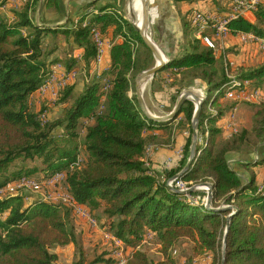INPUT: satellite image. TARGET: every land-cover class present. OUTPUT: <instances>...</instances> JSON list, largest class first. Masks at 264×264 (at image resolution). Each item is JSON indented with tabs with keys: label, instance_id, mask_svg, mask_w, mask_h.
I'll use <instances>...</instances> for the list:
<instances>
[{
	"label": "trees",
	"instance_id": "trees-1",
	"mask_svg": "<svg viewBox=\"0 0 264 264\" xmlns=\"http://www.w3.org/2000/svg\"><path fill=\"white\" fill-rule=\"evenodd\" d=\"M39 1L27 0L21 9L12 12L13 21L0 11V186L24 176L38 178L39 172L46 178L66 171V184L73 198L86 206L95 219L101 210V226L116 239L134 248L148 232L158 239L162 259L155 261L146 252L134 250L126 264H178L173 250L182 239L194 243L195 255L212 253V264H223V261L225 264H264V191L259 192L253 170L263 165L264 159L254 164L251 161L254 153L264 156L261 152L264 105H252L255 109L250 128L223 138L217 122L238 104L221 103L215 98V92L230 81L231 73L241 81H249L253 88L263 87L264 60L236 68L218 60L214 50L195 37L191 12L181 17L183 44L163 69H177L180 73V77L173 78L172 85L177 89L172 105L184 88L199 84L207 88L199 135L205 132L207 122L209 137L206 145L198 146L201 153L181 179L189 184L211 180L213 207L224 204L238 208L231 220L224 256L223 241L230 211H208L204 204H193L187 195L173 192L166 185L188 162L195 104L187 101L178 115H183L180 127L189 132L182 159L168 172H153L142 158L147 145L159 141L154 136L145 138L143 133L153 127H167V123H157L144 114L133 88L137 76L154 66L152 51L123 15H95L88 25L83 26L81 20L69 29L38 26L32 15ZM183 1L198 0H175ZM62 2L44 0V6L59 13ZM94 5L95 2H90L84 9ZM255 17V23L243 17H229L226 27L233 33L264 37V4L256 6ZM94 28L104 38L110 32L115 38H124L122 44H114L111 50L109 74L113 79L108 91H102L98 78L88 76L97 56L92 39ZM61 38L70 45V50L84 48L83 69L89 81L82 75L86 80L79 95L74 93L75 85L60 92L56 109L64 112L54 119L48 113L49 104L36 110L30 98L42 86L54 64L51 56L59 49ZM58 62L64 63L68 71L81 68L73 57L65 56ZM132 88L135 93L130 96ZM209 106L216 114L209 112ZM44 113L45 121L41 119ZM83 119H90L82 144L84 161L78 142L79 123ZM234 156L239 159L236 169L229 162ZM79 159L80 166H75ZM29 161L39 164L30 167ZM242 171L248 173L247 180L240 175ZM26 196L29 195L0 198V264H61L53 249L71 244L79 255L66 264L118 263L110 251L88 257L82 248L84 236L82 231L78 233L75 216L68 206L40 199L27 203ZM191 196L202 201L206 194L201 191Z\"/></svg>",
	"mask_w": 264,
	"mask_h": 264
},
{
	"label": "crops",
	"instance_id": "crops-1",
	"mask_svg": "<svg viewBox=\"0 0 264 264\" xmlns=\"http://www.w3.org/2000/svg\"><path fill=\"white\" fill-rule=\"evenodd\" d=\"M28 1L34 2L35 0ZM90 2H95V5L88 10H85L84 7ZM127 2L128 0H63L61 11L57 13L45 8L44 0H40L36 12L32 15V19L38 26L41 27L58 28L59 26H61V29H69L76 27L77 24L81 22V20L84 21L83 26L88 25L89 21L95 15H122L123 7ZM25 4V1L19 2L15 0H0V11L3 16L9 17V20L13 21L12 12L14 10H18L19 8L21 9ZM152 4L155 7V9H150L151 17L149 16L150 21L155 17L154 32L152 36L154 41L160 46L165 57L168 60H170V57L177 54L183 44L181 25L182 16L187 15L194 10H198L211 15L213 18L220 19L225 17L229 12L226 0H198L196 2L183 1L178 3L175 2V0H147V5L151 7ZM105 6H108V8L105 11L101 12L100 9ZM136 6H138V3L136 4ZM142 11L143 10L140 5L139 10H137L139 20H141V17L143 16ZM128 15L130 16L129 11ZM243 18L247 19L251 23L256 22L255 13L253 12L244 14ZM212 23L213 22H207V29L209 30L206 32V35H212L211 29H213V27H211V25H208ZM191 24L194 27V23L191 22ZM195 37L197 39H200V37L197 35V32L195 34ZM104 39L108 42L110 47L107 49L105 60L100 65L99 69L106 70L109 78L112 80L113 75L109 74L112 65L111 50L114 44H122L124 42V38L120 36L118 38H115L113 37L112 32H110ZM48 40L49 38H47V41ZM202 43L205 45L203 41ZM222 43V48L215 51V56L218 60H223L225 64L230 62L233 63V68L242 65L251 66L264 60V54L261 53V51H259L252 45L243 44L240 38L236 35H230L226 37L222 40ZM242 47H246L247 49L244 50ZM83 55L84 48H75L73 50H70V45H68L62 38L60 39L59 49L55 50V52L52 54V56L56 57L58 60L62 59L65 56L69 58L73 57L76 62L80 64L81 68H83ZM95 66L97 67L96 63L93 62L90 69L91 71L89 70L88 73L90 78H92L94 75ZM175 76L180 77V73H178L177 69L163 70L156 74L154 78L147 83L145 91L143 93V98L146 106L153 116L164 117L169 115L174 110L176 102L179 98L178 96L175 104L172 105L173 96L176 94L177 89V86L172 85L173 78ZM84 80L82 78H78L72 83V85H75V95H79L84 90ZM88 81L89 79L87 80V82ZM191 87L192 86L184 88L183 91L191 89ZM193 87L203 90L207 95L206 86L199 84L198 86ZM133 88H135L136 91V81ZM133 88L129 92L130 96L135 93ZM41 97L42 96H40L38 92H36L31 96L30 101L35 100V103L39 105L41 103V100H39ZM36 100H38L39 102H36ZM220 102L222 103V101ZM179 120L183 121V115H180L174 121L157 122L167 123V127H153L150 129H146L143 133V136L145 138L154 136L159 141V143H150L149 145H147V147L149 146V148L152 147V150L150 154H148V151L146 149L145 156L142 158L143 161L147 162V164L149 165L148 167L155 173L163 174L164 171L168 172L174 169L175 167H177V164L184 155L183 151L188 138V131L183 130V128H181L180 126V129H178L177 126L180 123ZM217 125L219 127L220 123H217ZM177 129L178 131H176ZM222 137L229 138V134L223 131ZM179 151H182L181 156H178L177 154ZM261 152H264V144L261 147ZM169 158L172 159V162L167 164V160ZM237 161H239L237 156H234L229 161L230 164H233L232 167L234 166L235 169L237 168ZM253 170L255 171L257 176V185L258 187H261L262 184H264V164L253 167ZM240 175L245 180H247V172L242 171ZM33 201H35V199L31 198L29 200V203ZM75 218L77 217L75 216ZM77 219H79V221H81L83 224L84 222L87 223L83 219ZM57 254L61 259V254L59 252H57Z\"/></svg>",
	"mask_w": 264,
	"mask_h": 264
},
{
	"label": "built area",
	"instance_id": "built-area-1",
	"mask_svg": "<svg viewBox=\"0 0 264 264\" xmlns=\"http://www.w3.org/2000/svg\"><path fill=\"white\" fill-rule=\"evenodd\" d=\"M19 2H26V0H15ZM229 12L223 17H243L244 14L253 12L255 13V8L257 5L264 4V0H226ZM222 19V18H220ZM220 19L213 18L211 15L203 13L198 10H194L191 14V22H194V27L196 29L197 35L200 39L205 43V45L212 48L214 51H217L222 48L223 43L222 40L230 35H236L240 38L241 42L245 45H252L256 47L261 53L264 54V37H259L253 33H243L237 32L233 33L229 27L220 26ZM207 22H214V29L212 30V35H206ZM92 39L97 47V56L95 59V63L97 67L105 60V55L107 49L110 47L108 42L104 39L101 32L94 28L92 30ZM227 65L233 68V63H227ZM81 69V70H80ZM76 70H67L62 64L52 65L48 71V74L42 84V86L37 91L40 96L49 95L58 100L60 92L65 88L72 85L74 81H76L80 75H83L87 80V72L83 68ZM105 71V72H102ZM101 72H96L94 75L99 79H102L107 82V84L103 85V90L108 91L111 87L112 80L107 76V71L102 70ZM230 81L224 87L215 92V98L219 101L223 102H231V103H242L248 102L253 103L258 106L264 105V86L260 88H253L249 81H241L237 79L234 75L229 74ZM108 79V80H107ZM51 94V95H50ZM197 94L201 97L204 96L206 98V93L203 90L198 89ZM207 99V98H206ZM104 100V99H103ZM53 101V100H52ZM55 101V100H54ZM53 101V102H54ZM195 104V103H194ZM196 107V105H195ZM103 109V107H102ZM210 113L216 114L214 108L209 106L208 108ZM233 110H237L236 108ZM234 113V112H233ZM41 119L45 121L46 113L41 116ZM227 122L226 130H229V137L233 134L237 133L236 129V117L232 114V112L228 113V115H224L218 122ZM217 122V123H218ZM209 136V129L207 122L205 123V132L202 135H199L198 143L203 146L206 145V140ZM152 147L148 149V154H150ZM178 156L182 155V151H179ZM82 160L79 159L75 166H80ZM172 159L169 158L167 160V164L171 163ZM146 166L149 165L145 161ZM73 168V167H72ZM67 173L58 172L50 177H27L24 176L16 181H12L6 183L3 186H0V198L1 197H10L17 196L22 194L28 195H38L41 196L40 200H45L54 203H62L72 209L73 214L80 219L87 221L90 227L97 228L99 226L97 220L93 218L90 210L79 204L71 195L68 190L67 184ZM166 185L172 186L178 190L187 191L189 188L194 186L195 184L187 183L183 181L181 178L177 180H172L171 178L167 180ZM209 188L207 186L202 187V191L206 194V197L200 201V197H193L191 194H186L188 200L193 204H204L207 201V192ZM264 191V185L260 188L259 192ZM264 193V192H263ZM26 201H29L28 196H26ZM148 238H152L153 234L148 232ZM106 237L112 240L115 244L117 243L121 249L123 250V242L116 239L112 234L106 233ZM130 255L127 257L123 254V251H120L117 254V264H126Z\"/></svg>",
	"mask_w": 264,
	"mask_h": 264
},
{
	"label": "rangeland",
	"instance_id": "rangeland-1",
	"mask_svg": "<svg viewBox=\"0 0 264 264\" xmlns=\"http://www.w3.org/2000/svg\"><path fill=\"white\" fill-rule=\"evenodd\" d=\"M127 8H128V3H126L124 5L122 15L124 18L129 19L130 18L128 15L129 10ZM147 8H148V12H149L148 16H150V9H155V7L152 4L151 7L149 5H147ZM142 15L143 16L141 17V20L144 23V25L146 26L149 35H153V32H154V22L153 21H154L155 17L152 19L153 21H150V18H149V24H148V23H146L145 11H143ZM5 17L8 18L7 16H5ZM228 18L229 17L220 19V24ZM208 25H211V27H213V29H214V22L212 24H208ZM242 48L244 50L247 49L246 47H242ZM51 59H52L51 61L54 63L53 65L62 64L65 67L64 63L58 62L57 61L58 59L56 57L51 56ZM154 64H155V59H154ZM76 69H78V68H75L73 70H76ZM101 71L102 70H100L99 67L95 66L94 73L101 72ZM93 76L96 77L97 75H93ZM107 76L109 77L108 74H107ZM79 78H82V75H80ZM99 80L101 81L102 85L107 84L105 79L104 80L99 79ZM187 90H197V88H194L192 86L191 89H187ZM102 91H104L103 88H102ZM39 100H41V103L39 105H37L35 103V100H33V101L31 100L30 101L31 106L37 110L41 106H43V105L46 106L49 104L50 108H49L48 113H50L51 117H53L54 119L58 118L60 116V114L64 112L63 109L62 110L56 109L58 107L57 105L59 104V100H56V98L52 99V96L44 95ZM52 100L53 101L55 100V101L53 102ZM36 102H39V101L36 100ZM237 104L238 105H237L236 109H238V110H232V111L228 110L225 115H228L229 112L230 113L232 112L234 117H236V120H237L236 129H237V132H239L242 129L250 128V126L252 124L253 111L255 109L252 105L256 106V104L248 103V102H242V103H237ZM147 109H148V107H147ZM148 111H149V109H148ZM89 120L90 119L81 120V123H79V129H78L79 130L78 132L80 134L79 139H78L79 148H80L79 152H80V155H82L81 159L83 161H84L85 157H84V147L82 144H83V138H84V133H85L86 127L90 124ZM179 122L182 123L183 121L179 120ZM180 123L177 126L178 129H180L179 128V126H181ZM218 123H220L219 127L223 131L229 133V130H226V128H225L227 122L224 121V122H218ZM178 129L176 131H178ZM188 136H189V132H188ZM80 141H81V144H80ZM148 148H149V146L147 147V151H148ZM251 159H252L251 161H253V163H255L256 161H258L260 159H264V156H262L261 154L259 155L257 153H254L251 156ZM38 164H39V162H36V163L30 162V161L28 162V166H30V167H34L35 165H38ZM63 172L67 173L66 171H63ZM36 176H38V178H42L45 175L43 172H39L38 174H36ZM203 178L205 179V177H203ZM203 182H211V180L203 181ZM200 183H202V182L196 183L195 185L200 184ZM262 185H264V184H262ZM261 187L259 186L258 190H260ZM201 191H198V192H201ZM202 192L204 193V191H202ZM39 197H41V196L32 195V194L28 196L29 200L31 198L38 200V199H40ZM100 215H101V210H98L96 220H97L99 226L97 228L90 227V225L87 221H86L87 223L84 222V224H83L81 221H79V219L75 218V220H76L75 224L77 223L76 224L77 231H78V233H80L79 231H82L81 234L84 236V242H83L84 247H82V248H83V251H85L87 253L88 257H93L95 255L102 254V252H104V251H106V252L110 251L112 254V257H114V258L115 257L117 258V254L120 251H123V254L127 257L128 255H132L134 250H140V251L146 252L148 254L149 258L152 260L158 261V260L162 259L161 245H160L158 239H156L154 237V235L152 238H148L147 235H145V238H143V240L138 242V245L136 248L127 246L123 243V250H122L121 247L119 246L120 244L119 245L117 243L115 244L112 240H110L106 237V233H109V232H107L106 227L101 226L100 220H102V217ZM79 241H80V243H82L81 240H79ZM193 247H194V243L188 239H182L175 246V248L173 250V256L178 261V264H212V262H213V254L212 253H207L205 255L198 256V255H195V253L193 251ZM54 251L56 253L59 252L61 254L60 262L62 264L67 263V262L71 263L79 255V252H77V249L75 248V246L73 244L66 246V247L55 248V249H53V252Z\"/></svg>",
	"mask_w": 264,
	"mask_h": 264
},
{
	"label": "water",
	"instance_id": "water-1",
	"mask_svg": "<svg viewBox=\"0 0 264 264\" xmlns=\"http://www.w3.org/2000/svg\"><path fill=\"white\" fill-rule=\"evenodd\" d=\"M127 3H128L127 9L129 10L130 6L133 5L134 0H128ZM148 13H149L148 8L146 6V8H145L146 23L149 24ZM129 19H126V20H128L136 28V30L140 33L143 41L145 42L147 47L152 51L154 59H155V65L152 68L141 72L137 76V79H136V95H137L140 107H141L142 111L145 113V115L155 122L174 121L178 117L182 106L187 101H192L196 105L194 115H193V119H192V135H191V146H190L189 159H188L186 166L177 175H175L174 177L171 178L172 180H177V179H180L181 177H183L184 174H186L189 171L193 162L195 161V159L198 156L199 120H200L201 110H202V107H203V104H204L206 98L204 96L200 97L196 93L198 89L197 90H185V91L181 92V94L179 95V98L176 102L175 108L169 115L164 116V117H155L148 111L146 104H145V101H144V98H143V92L146 88L147 83L151 79H153L154 76L158 72L163 70L168 65L169 60L165 57L160 46L154 41L153 36L149 35L148 30H145V29L143 30V29H140L139 27H137V25L133 22L134 16L131 15V17ZM151 21H153V20H151ZM204 186H207L209 188V190L207 192V201L205 203V208L208 211H212V212L230 211V214L227 216V226H226V231H225L224 241H223L224 256H225L227 234H228L229 229H230L231 220L235 216V214L238 212V208L236 206H233V205H224V204H222V206L219 208L213 207L214 183H212V182H202L200 184L192 186L187 191L178 190L172 186L167 185L169 190L176 192V193H179V194H184V195L192 194L194 192L201 191L202 187H204ZM223 264H225L224 261H223Z\"/></svg>",
	"mask_w": 264,
	"mask_h": 264
},
{
	"label": "bare ground",
	"instance_id": "bare-ground-1",
	"mask_svg": "<svg viewBox=\"0 0 264 264\" xmlns=\"http://www.w3.org/2000/svg\"><path fill=\"white\" fill-rule=\"evenodd\" d=\"M138 1V2H137ZM138 3V6H136V4ZM141 5V8L143 11H145V8L147 6V0H134V3L132 6H130L131 8L129 9V14H130V17L131 15L134 16V20L133 22L137 25V27H139L140 29H145L147 30L146 26L144 25V23L142 22V20H139V16L137 15V10H139V7ZM142 11V13H143ZM140 21V22H139ZM228 23L227 20H224L220 26H226Z\"/></svg>",
	"mask_w": 264,
	"mask_h": 264
},
{
	"label": "clouds",
	"instance_id": "clouds-1",
	"mask_svg": "<svg viewBox=\"0 0 264 264\" xmlns=\"http://www.w3.org/2000/svg\"><path fill=\"white\" fill-rule=\"evenodd\" d=\"M206 98H207V95H206ZM206 101V100H205ZM200 144L198 143V146H199ZM200 154V152L198 151V155ZM25 200H26V198H25ZM27 202V201H26ZM27 203H29V201L27 202Z\"/></svg>",
	"mask_w": 264,
	"mask_h": 264
}]
</instances>
